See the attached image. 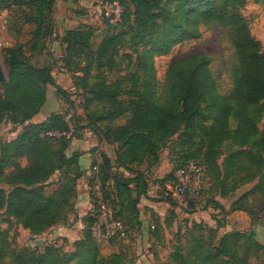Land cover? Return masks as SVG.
Wrapping results in <instances>:
<instances>
[{"label":"trees","instance_id":"16d2710c","mask_svg":"<svg viewBox=\"0 0 264 264\" xmlns=\"http://www.w3.org/2000/svg\"><path fill=\"white\" fill-rule=\"evenodd\" d=\"M105 1L120 5L119 22L104 20L100 32L80 25L54 38L63 49L53 62L71 75V93L55 84L50 65L37 61L57 33L55 0H0V13L9 12L8 30L20 35L26 27L28 34L24 43L0 52L7 66L6 82L0 85V124L19 128L13 139H0V182L7 186L0 185V212L36 237L71 225L70 217L78 219L77 183L82 177L91 202L90 211L80 218L81 236L71 252L55 245L42 251L24 247L14 254V264H133L127 248L103 255L92 228L105 205L126 230L124 237L106 242L133 240L132 232L141 225L138 205L147 197L146 172L158 165L170 141L180 146L179 157L162 184L193 163L210 173L211 190L220 198L256 180L248 192L255 195L253 201L241 204L245 194L227 210L209 198L202 209L250 216L264 211V50L242 13L247 0ZM259 1L264 7V0ZM78 13L85 15L83 10ZM211 25L226 32L232 48L229 90L220 91L205 54L172 61L160 82L155 58L200 38L202 28ZM49 86L74 112L68 119L64 111L32 122ZM71 95L77 96L81 114L75 112ZM83 129L111 146L114 155L111 159L91 150L88 174L80 165L82 153H67ZM225 146L229 150L219 163ZM50 186L54 188L48 191ZM161 199L171 207L169 216L153 215L147 229L157 244L165 243V231L177 218L176 201ZM196 200L186 199L187 209L193 210ZM253 205H258L255 212ZM222 227L219 221L215 227L191 222L184 226L186 235L179 225L167 259L158 264H264V245L253 230L219 235ZM7 245L6 231L0 230V264Z\"/></svg>","mask_w":264,"mask_h":264},{"label":"rangeland","instance_id":"374dc122","mask_svg":"<svg viewBox=\"0 0 264 264\" xmlns=\"http://www.w3.org/2000/svg\"><path fill=\"white\" fill-rule=\"evenodd\" d=\"M7 13L9 15V12ZM242 13L249 23L251 34L260 41L262 49L264 50V7L260 4L259 0H247ZM6 15L4 17V23L0 20V52L2 48L13 45V41L24 43L28 38L26 27L20 35L8 30V27H6ZM98 19L101 25H99L97 29L102 31L101 27L104 28V20L99 15ZM194 54H205L210 58V68L217 81L218 87L222 93L227 92L231 86L230 76L232 74L233 62L232 48L226 32L215 25L202 28V35L200 38L183 42L175 46L167 55L156 57L155 69L159 81H163L166 70L172 61ZM37 61L41 65L44 64L41 58H37ZM0 63L6 74L7 66L1 55ZM71 98L75 103L78 100L76 95H71ZM259 126L262 127V124L260 123ZM18 132V127H14L9 123L0 124V139L2 141L13 139ZM179 150L180 146L170 141L166 147L161 150L158 165L149 172H146V184L148 187L147 197H142L138 205L141 225L138 229L136 227L132 232L133 240L129 241L128 239H124L122 241H117L118 243L115 245H111L106 241L100 242V251L103 255H108L123 247L127 248L129 251V256L134 260L133 264H158L164 262L170 252V246L173 244L172 234L179 225L181 226L182 233H184V226H189L191 222L215 227L219 221V223L223 224V227L218 230L219 235L227 231L248 233L253 230L256 235V240L264 245V211L250 216L242 211H235L225 215L223 212L211 207L202 209L203 204L209 198L219 201L227 210L230 209L231 204L235 200L240 199L245 194L247 196L245 199L241 200V204L253 201L255 195L248 194V192L255 185L256 180L252 183L241 185L232 195L226 198H220L216 189L211 190L210 186L213 179L210 173L205 171L203 167L198 166L197 174L199 176L201 194L196 200L198 202V204H196L197 206L193 210L187 209V203L185 202L187 198L184 195L173 197L178 204L174 209L177 218L174 219L172 227L165 231V243L157 244L154 242L147 229L150 226L153 215H158L161 218L169 216L168 211L171 207L161 199L160 188L164 177L168 176L175 166L179 157ZM228 150L229 147L227 146L223 148V155L220 157L219 163L222 162ZM0 185L7 188L5 183L0 182ZM52 188L54 187L50 186L48 191H51ZM257 209L258 205H253L252 211L255 212ZM71 220L72 217H70L69 223L72 222ZM69 226L70 225H61L53 229L55 232L51 230L45 234L32 237L27 230L15 223L14 220L8 219L3 212H0V230L6 231V238L9 243L5 254L1 257L2 262L4 264H14L12 261L14 254H17L20 249L24 247L42 251L46 245H55L64 252H71L73 249V242L81 236V229L76 230L75 227H73L71 231H68V229L65 230L66 232L62 233L56 231L57 228L65 229V227ZM186 233L187 232H185V234ZM186 239H189V236Z\"/></svg>","mask_w":264,"mask_h":264},{"label":"crops","instance_id":"0c3cea01","mask_svg":"<svg viewBox=\"0 0 264 264\" xmlns=\"http://www.w3.org/2000/svg\"><path fill=\"white\" fill-rule=\"evenodd\" d=\"M97 0H55L53 19L56 25L57 34L61 35L65 30L76 29L80 25H87L97 29L101 25L97 11L95 8ZM83 10L85 15L80 16L78 12ZM6 13H0V20L4 23V17ZM103 29V27H101ZM15 43V41H13ZM62 45L58 40L54 38L49 42L47 53L41 57V60L45 65L51 66V73L55 84L64 90L72 91V78L69 73L60 67V63H54L53 60L56 59L62 53ZM53 59V60H52ZM63 110L68 112L67 119L74 112L69 109L68 105L65 104L61 99L55 94V89L51 86L47 88L46 102L39 112L33 119L32 122L44 121L51 113H61ZM75 112L81 114V110L75 103ZM79 136L73 137L70 146L67 150L68 154L73 152H80L82 156L80 158V165L83 170H87L89 173V168L91 162L94 158L91 150L97 149L98 151L104 152L108 157L114 159L113 150L111 146L106 145L89 130L83 129L80 131ZM91 209V202L88 195V186L86 177L79 179L77 183V202L76 211L78 214V219L76 221L71 220L72 224L69 227L57 228V232H66L65 230L71 231L73 227L76 230L82 229V223L80 218L86 215ZM70 229V230H69ZM55 232V230H53Z\"/></svg>","mask_w":264,"mask_h":264},{"label":"built area","instance_id":"2783aa9c","mask_svg":"<svg viewBox=\"0 0 264 264\" xmlns=\"http://www.w3.org/2000/svg\"><path fill=\"white\" fill-rule=\"evenodd\" d=\"M95 8L96 13L109 24H115L120 21L122 9L117 2L97 0ZM56 36V32H53L51 35L52 38ZM197 173L198 168L193 163H190L183 169L177 170L174 173V181H167L162 184L160 195L163 198L184 195L189 200H196L200 191L199 176ZM98 213V221L92 228V235L98 243L115 237L122 238L125 236V227L113 217L111 210L107 206L102 205Z\"/></svg>","mask_w":264,"mask_h":264},{"label":"water","instance_id":"95a60500","mask_svg":"<svg viewBox=\"0 0 264 264\" xmlns=\"http://www.w3.org/2000/svg\"><path fill=\"white\" fill-rule=\"evenodd\" d=\"M5 82H6L5 72L0 63V85L4 84Z\"/></svg>","mask_w":264,"mask_h":264}]
</instances>
